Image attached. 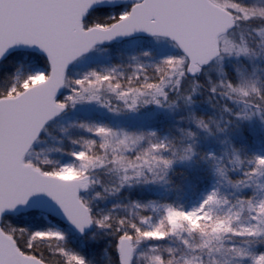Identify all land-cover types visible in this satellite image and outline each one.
Segmentation results:
<instances>
[{"label": "snow or ice", "instance_id": "6c2138e0", "mask_svg": "<svg viewBox=\"0 0 264 264\" xmlns=\"http://www.w3.org/2000/svg\"><path fill=\"white\" fill-rule=\"evenodd\" d=\"M0 264H264V0H0Z\"/></svg>", "mask_w": 264, "mask_h": 264}]
</instances>
